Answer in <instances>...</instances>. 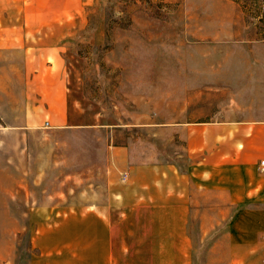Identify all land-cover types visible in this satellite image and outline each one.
<instances>
[{
    "label": "crops",
    "instance_id": "crops-1",
    "mask_svg": "<svg viewBox=\"0 0 264 264\" xmlns=\"http://www.w3.org/2000/svg\"><path fill=\"white\" fill-rule=\"evenodd\" d=\"M84 5L83 0H0V118L16 122L15 129L25 133L46 121L54 128L107 125L97 114L88 118L69 92L67 37L82 25ZM254 73L252 95L237 112L225 103L230 96L223 88L189 96V102L221 105L210 121L187 122V82L159 90L154 126L145 124L140 133L154 136L160 159L137 160L132 144L108 143L107 135L91 157L71 164L83 170L74 176L83 186L75 202L39 208L46 211L43 216L74 217L77 223L61 239L60 255L68 251L71 264H263L264 174L257 163L264 157V66ZM180 142L184 153L176 149ZM164 147H171L170 156L163 155ZM187 150L200 157L201 191L195 199L215 201L212 213L188 207L194 197ZM43 182L38 173L32 183ZM67 199L60 196L59 202ZM193 216L197 241L191 238Z\"/></svg>",
    "mask_w": 264,
    "mask_h": 264
},
{
    "label": "rangeland",
    "instance_id": "rangeland-1",
    "mask_svg": "<svg viewBox=\"0 0 264 264\" xmlns=\"http://www.w3.org/2000/svg\"><path fill=\"white\" fill-rule=\"evenodd\" d=\"M83 1L82 25L67 37L69 92L88 118L97 114L107 125L54 128L46 121L23 133V127L12 126L16 122L0 118V264H71L69 252L61 256L57 247L68 227L77 226L74 217L43 216L46 211L39 208L75 202L83 186L74 176L83 170L71 164L91 157L102 137L108 135L113 144L129 142L137 160L160 159L154 136L140 133L146 125L154 126L159 90L187 82V122L210 121L221 105L189 102V96L223 88L230 96L225 103L237 112L242 99L252 95L254 68L264 66V0ZM216 68L222 71H210ZM180 144L176 149L184 153ZM163 150V155L172 154L171 147ZM262 158L257 169L264 174L258 168ZM199 161L198 153L187 150L194 197L188 207L212 213L215 201L195 199L201 191ZM45 164L51 166L46 173ZM38 173L45 183H32ZM65 195L68 199L59 202ZM197 219L192 217L193 241L199 236Z\"/></svg>",
    "mask_w": 264,
    "mask_h": 264
},
{
    "label": "built area",
    "instance_id": "built-area-1",
    "mask_svg": "<svg viewBox=\"0 0 264 264\" xmlns=\"http://www.w3.org/2000/svg\"><path fill=\"white\" fill-rule=\"evenodd\" d=\"M259 170L264 171V158H262L258 165Z\"/></svg>",
    "mask_w": 264,
    "mask_h": 264
}]
</instances>
